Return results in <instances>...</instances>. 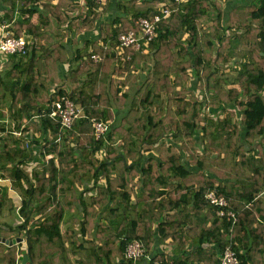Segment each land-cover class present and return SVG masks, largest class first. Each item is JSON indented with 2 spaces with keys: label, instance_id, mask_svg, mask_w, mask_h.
<instances>
[{
  "label": "trees",
  "instance_id": "trees-1",
  "mask_svg": "<svg viewBox=\"0 0 264 264\" xmlns=\"http://www.w3.org/2000/svg\"><path fill=\"white\" fill-rule=\"evenodd\" d=\"M167 1L0 0L27 39L0 53V177L24 194L0 238H24L26 264H149L125 258L133 240L164 264L227 248L264 264V0H171L152 41L120 46ZM62 97L84 109L69 128L45 113ZM19 245L0 242V264H22Z\"/></svg>",
  "mask_w": 264,
  "mask_h": 264
},
{
  "label": "built area",
  "instance_id": "built-area-1",
  "mask_svg": "<svg viewBox=\"0 0 264 264\" xmlns=\"http://www.w3.org/2000/svg\"><path fill=\"white\" fill-rule=\"evenodd\" d=\"M97 5H103L106 0H93ZM176 2H182L183 0H175ZM157 13L153 18L139 17L137 22L141 27V31L137 34L135 31L130 30L128 33L121 34L118 38L121 47H127L134 45L136 48L140 47L141 42L144 40L150 42L154 39L156 31L159 27V23L167 18L171 13L175 11L172 7L171 0L162 2L156 7ZM27 16V15H26ZM14 20L8 22L5 21L0 24V53L3 54H25L27 52V39L25 36H16L13 33L12 26ZM94 61H99L100 56L93 54ZM55 121H59L63 127H71L73 122L84 116V109L74 103L69 97H62L54 101L45 113ZM207 114L210 115V109L207 110ZM93 126L95 127L96 136L99 137L103 134L108 125L102 121L93 119ZM17 136H22V129L12 131ZM0 177V191L2 189V182H5ZM258 194L256 198H259ZM207 199L211 204L216 206L217 216L220 218H227L235 223L237 221V213L234 210L227 209L229 206L227 199L224 196H220L216 190L208 193ZM125 258L127 260L138 262L141 258H145L149 264H164L158 260H153L152 254L146 252L144 243L140 240H133L128 243L125 250ZM221 264H240V259L235 250L227 248L221 255Z\"/></svg>",
  "mask_w": 264,
  "mask_h": 264
},
{
  "label": "rangeland",
  "instance_id": "rangeland-1",
  "mask_svg": "<svg viewBox=\"0 0 264 264\" xmlns=\"http://www.w3.org/2000/svg\"><path fill=\"white\" fill-rule=\"evenodd\" d=\"M228 1V0H226ZM231 77L235 75V71H232L231 69L227 71ZM235 90L238 91L239 85H236ZM2 187L5 188L6 186L5 182H2ZM10 186V183L7 184ZM10 189V191H9ZM7 190V194L3 193V189L0 191V223L2 225L10 223L11 225H20L22 224L23 220H19L17 216V212L20 210L19 204L21 203V199H24L23 193L19 189L12 188L10 186ZM264 193V191L260 192ZM2 201V202H1ZM64 227V226H63ZM22 242L25 243V239L22 238Z\"/></svg>",
  "mask_w": 264,
  "mask_h": 264
},
{
  "label": "crops",
  "instance_id": "crops-1",
  "mask_svg": "<svg viewBox=\"0 0 264 264\" xmlns=\"http://www.w3.org/2000/svg\"><path fill=\"white\" fill-rule=\"evenodd\" d=\"M81 4H84V0H78ZM253 0H241L240 2H235L234 0H228L225 2V8L227 10H231L233 7L237 6V5H243L245 3L249 4L250 2H252ZM114 12V11H113ZM33 18V21L37 22L38 21V14H34V16L32 17ZM69 45H70V39H68L67 41V48H69ZM70 49H69V53H70ZM6 183V186H4L5 188H7V190L10 188V186H8L7 184H9L8 182H5ZM10 191V189H9ZM260 197H264V193H259ZM16 244H19L21 243V245H19V249L22 250L25 254L26 252V243L24 242H15ZM160 249H162L161 246H159ZM167 248V251L168 252H171V246H167L165 247V249ZM29 261V260H28ZM27 261V262H28Z\"/></svg>",
  "mask_w": 264,
  "mask_h": 264
},
{
  "label": "water",
  "instance_id": "water-1",
  "mask_svg": "<svg viewBox=\"0 0 264 264\" xmlns=\"http://www.w3.org/2000/svg\"><path fill=\"white\" fill-rule=\"evenodd\" d=\"M22 238L21 237H18L16 238V240H7V239H3V238H0V242H5V243H8L10 245L14 244L15 242H22ZM29 260V255L28 253L27 254H24L23 255V261H22V264H26L27 261Z\"/></svg>",
  "mask_w": 264,
  "mask_h": 264
}]
</instances>
